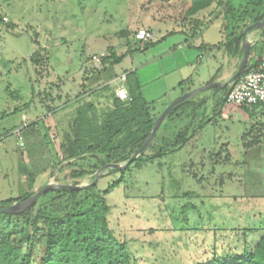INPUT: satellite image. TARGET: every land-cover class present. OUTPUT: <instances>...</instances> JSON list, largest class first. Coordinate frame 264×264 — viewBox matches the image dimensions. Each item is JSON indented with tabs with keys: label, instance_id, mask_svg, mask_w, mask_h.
I'll return each mask as SVG.
<instances>
[{
	"label": "rangeland",
	"instance_id": "1",
	"mask_svg": "<svg viewBox=\"0 0 264 264\" xmlns=\"http://www.w3.org/2000/svg\"><path fill=\"white\" fill-rule=\"evenodd\" d=\"M190 3L0 0V18H8L6 23L0 21V199L28 187L35 176L36 184L43 186L94 182L96 172L73 177L75 172L89 169L93 154L64 160L60 145L79 109L92 118L96 113V122L103 121L111 109V98L104 88L115 90L116 83L105 82V87L99 85L97 89V78L92 86H80L86 74L99 73L93 68L91 56L109 52L110 48L125 56L139 43L135 34L140 29H151L157 38L162 33L187 31L186 44L171 51L162 62V71L157 64L148 69L156 80L147 84L145 96L157 103L158 113L165 110L176 93L162 98V91L172 87L180 73L190 79L197 69L198 56L206 65L205 52L192 45L218 43L221 35L222 22L213 19L217 4L188 15ZM197 21L210 22L207 28L203 26V34L192 37L189 29ZM174 35L168 37L170 42L180 38ZM261 56L255 46L249 61L254 64ZM128 61H123L124 67ZM188 61L193 65L187 67ZM175 62L180 70L173 74L170 72ZM117 68L121 70V64ZM124 85L127 87V82ZM212 94L201 95L209 99L203 120L212 118ZM88 104H93L94 113L87 109ZM29 108L37 110L39 116L50 113L51 117L47 124L39 123V133L48 134L45 140H37L33 149L37 155L42 153L40 163L29 157L27 166L33 171L20 178L16 159L33 146L30 134L35 130L31 124L35 115ZM224 108L229 111V120L209 123L184 146L160 160L140 168L132 165L124 181L106 194L111 206L109 227L127 243L136 264H201L212 257L214 249L225 253L229 246L242 249L244 244L251 251L264 235V107L226 104ZM200 123L198 118L193 128ZM188 124L190 119L168 121L159 137L173 138L177 129ZM161 144L162 140L155 141L156 152ZM108 172L103 170L97 181L104 190L121 177L120 173Z\"/></svg>",
	"mask_w": 264,
	"mask_h": 264
},
{
	"label": "trees",
	"instance_id": "2",
	"mask_svg": "<svg viewBox=\"0 0 264 264\" xmlns=\"http://www.w3.org/2000/svg\"><path fill=\"white\" fill-rule=\"evenodd\" d=\"M213 4L218 6L213 19L221 20L224 32V39L215 47H223L228 54L242 57L244 29L252 23L264 21V0H191L187 14L196 15ZM0 21L6 23L3 17ZM210 21L206 24L201 21L193 23L189 34L192 37L201 34L203 26ZM159 41L150 42L143 47L137 43L130 52L144 51ZM254 49L255 45L251 47L250 56ZM105 54L102 70L109 65L119 64L124 57L118 55L114 48H110ZM260 59L261 57L254 64L249 61L243 74L254 69ZM131 76L127 73L128 98L125 100L104 88L110 95L112 106L103 121H95L97 117L93 104L87 105V109H93V118L84 109H79L77 117L71 120L60 145L63 159H78L85 154L94 156L89 169L75 172L73 177L95 173L109 163L125 164L150 136L163 110L159 113L156 111L157 103L145 98L140 83L131 80ZM215 80L216 78L211 82ZM89 81L90 77H85L83 85H87ZM190 81L184 80L179 84L183 93ZM229 89L230 85L215 88V93L212 94L214 116L221 113ZM208 102V98L191 97L172 108L140 155L126 168H108V173H120L121 177L113 181L106 190L100 188L97 182L80 189L57 187L48 190L17 213L0 212V264H136L127 243L119 239L109 227L108 213L111 206L107 203L106 194L124 181V174L132 165L143 167L189 142L210 121V118L203 120ZM259 106L263 107H252ZM198 118L201 123L193 128ZM182 119H190L191 124L177 129L176 134L171 136L173 138L159 137L165 123ZM158 139L162 140V144L156 152L155 141ZM69 185L79 184L72 182ZM34 193L28 191L17 199L1 201L0 206L28 199ZM242 246V249L229 246L225 253L214 249L212 257L201 264H264V235L251 251L244 244Z\"/></svg>",
	"mask_w": 264,
	"mask_h": 264
},
{
	"label": "crops",
	"instance_id": "3",
	"mask_svg": "<svg viewBox=\"0 0 264 264\" xmlns=\"http://www.w3.org/2000/svg\"><path fill=\"white\" fill-rule=\"evenodd\" d=\"M221 25H222V23H221ZM207 27H208V25H206L204 28H207ZM220 27H221V30H220L221 31L220 32L221 38L219 37L217 39V41H219V42H221L224 39L223 27L222 26H220ZM206 31H208V30H206ZM201 33L203 34V30ZM174 34L180 35V38H178V41L174 40V41L170 42V40H168V37L173 36ZM184 34L185 35L187 34L186 30H183L181 32L177 31L175 33H169V34L162 33L157 38L160 41L158 43H156L155 45L145 49L144 51H134V52L129 51L123 57L122 61L119 63V64H121V67H122L121 70H119V68H117L118 64H116L113 66L109 65L108 67H106L105 69H103L102 71H100L99 73H96L94 75L93 74H90V75L86 74L85 77H90V81H89L88 85L92 86L91 84L93 83V81H95V79H97V78H100V82L96 84V85H98L97 89L100 86L105 87V85H103L105 82H110L111 80H116L123 73H130V75H132L131 80H133V81L137 80L140 83V85L142 87L143 95L145 96V87L147 86V84H150L151 82L156 80L155 79L156 77H152L150 75L151 71L149 72V70H148L149 67H151V65H153V64H157L159 67L161 66V71H162L163 65H164V64H162V62L166 61L168 59V57L172 54L171 51L177 47H182L183 45L186 44L188 38H187V35L185 36ZM246 39L251 44V47L255 45L258 48V51L264 52V27L254 28V29L250 30L246 35ZM244 40H245V38H244ZM244 40L242 43V47L244 44ZM215 45H217V43H209V42H205V41H203L202 44L200 43V46L192 45L193 47H196V48L198 47L200 50L205 52V59H207L206 65H202L204 60H203V58L198 56V58L195 61V64L197 65V69L195 70L194 75L191 76L190 83L187 84V86H186V92L185 93L193 92V94L191 96L193 98H201V95H205L207 92H211V91H213V94H214L215 88H218V87L206 88V86H209L210 84H213L215 82H221L222 83V82L229 80L237 71V69L240 65L239 63H241L240 61L242 60V57L230 55L225 51V49L223 47L217 48V47H215ZM133 49L134 48H132L131 50H133ZM250 51H251V49H250ZM126 59H129L128 65H127V67H124L123 61ZM192 65H193V63L188 61L187 67L192 66ZM178 70H180V65H179V63L175 62L174 68L171 70L172 72H170V73L175 74V72ZM87 73H90V72H87ZM170 73L168 72V74H170ZM164 75L166 76L167 73H165ZM167 76H169V75H167ZM85 77H82V79L80 81V86L83 84V80ZM188 77H190V76H188ZM188 77H186L180 73V75L178 76V79L174 82V85H172V87H170L168 89H164V91H162L160 96H162V98H164L167 95L171 94L172 92H175L176 96L171 101V103L173 101H175L176 99H178L179 97H181L185 93L182 92V90L179 87V84L184 80H188ZM215 78H216V80L212 83L211 82L212 79H215ZM143 79H145L146 85L143 84V82H144ZM119 84H121V83H119ZM88 85L86 87H88ZM112 85H114V84H112ZM112 85H111V87H112ZM80 86L78 87V90H79ZM116 88H117V85H116ZM116 88H115V90H116ZM78 90L75 89V92ZM115 90H110L108 92H110V93L114 92L115 93ZM102 93H104V92H102ZM145 98H146V96H145ZM212 105L213 104L211 101L210 106L212 107ZM166 107H167V105H165L164 108H166ZM224 107H225V105H224ZM224 107H223V109L219 115H217V116H214L213 114L211 115L212 118L209 119L210 124L219 123V122H221V120L222 121L223 120H229V115H230L229 111H227ZM27 110H30L31 114L35 115L33 117V119L31 120V124L35 126L34 127L35 130H32V132L30 134L31 135V142H32L33 146H31V148H28V150L23 151L22 157H20V158L18 157L16 159V161L19 160L16 172H17V175L20 176V178H21L23 173L26 174L27 172L33 171L31 166L30 167L27 166V162L30 163L31 158H32V160L34 158V160H36L37 162L40 163V160H41L40 157H43V155H42V153H40L38 155L35 154V150H36L35 142H37V140L41 141L43 139L44 140L46 139V136L48 135L47 132L39 133L40 124H41V122H42V124H47V120H49V118L51 117L50 113H48L46 115L39 116V114H37V110L32 111L31 108H29ZM23 116L25 118V117H27V114H23ZM209 117H210V115H209ZM217 121H219V122H217ZM209 123H207L204 127H206ZM25 145H27V144H25ZM18 147H20V146H18ZM34 148H35V150H33ZM29 157H31V158H29ZM22 163H23L24 167H23ZM38 166H40V164ZM41 169L42 168L40 166L39 170L41 171ZM29 175H31V174H29ZM30 178L32 179V176ZM35 180H37L36 176H35V179L33 178V180H31V183L29 184L28 187H26V188L21 187L19 192L15 193L13 195H10V197H8L6 199L5 198L0 199V202L4 201V199L5 200L17 199V198L21 197L23 194L27 193L28 191L37 192L43 185H37Z\"/></svg>",
	"mask_w": 264,
	"mask_h": 264
},
{
	"label": "built area",
	"instance_id": "4",
	"mask_svg": "<svg viewBox=\"0 0 264 264\" xmlns=\"http://www.w3.org/2000/svg\"><path fill=\"white\" fill-rule=\"evenodd\" d=\"M3 19L5 22L8 21L7 17H4ZM135 37L139 41L140 47H143L150 42L158 41L154 32L147 28L137 31ZM105 55V52L92 55L91 61L94 69L98 71L102 70V59ZM126 80L127 73H123L116 80L110 81V83L117 84L115 93L121 100L128 98V92L124 85ZM226 104L245 107L262 105L264 107V52H262L261 59L254 69L241 75L235 82L230 84V89L226 96L225 105ZM20 132L21 130H18L16 133L19 134Z\"/></svg>",
	"mask_w": 264,
	"mask_h": 264
},
{
	"label": "water",
	"instance_id": "5",
	"mask_svg": "<svg viewBox=\"0 0 264 264\" xmlns=\"http://www.w3.org/2000/svg\"><path fill=\"white\" fill-rule=\"evenodd\" d=\"M259 27H264V21H260V22H255L252 23L250 25H248L245 29H244V44H243V56H242V60L241 63L237 69V71L235 72V74L227 81L225 82H215L213 84H210L209 86H206V88H213V87H218V88H224L226 86H229L230 84H232L233 82H235L245 71L247 65H248V61H249V57H250V49H251V44L248 42V40L246 39V35L247 33L254 29V28H259ZM193 92H188L183 94L181 97H179L178 99H176L175 101H173L169 106H167L165 108V110L161 113V115L159 116V118L157 119L155 126L150 134V136L148 137V139L146 140L145 144L143 145V147L138 150V152H136L131 159L126 162L125 164H115V163H109L106 164L105 166L101 167L97 172H96V178L94 180V182L92 184H95L102 171L108 168H126L131 161H133L138 155H140V153H142L145 148L148 146V144L150 143V141L152 140V138L154 137L155 133L157 132L161 122L163 121V119L165 118V116L167 115V113L174 108L176 105L180 104L181 102L187 100L188 98H190L192 96ZM90 184V185H92ZM89 185H65V184H45L44 186H42L37 192H35L31 197H29L28 199L22 200V201H17L14 202L12 205L9 206H0V212L3 213H8V214H13V213H17L23 209H25L29 204H31L33 201L37 200L42 194H44L45 192H47L50 189H54L57 187H65V188H72V189H80L83 187H87Z\"/></svg>",
	"mask_w": 264,
	"mask_h": 264
}]
</instances>
